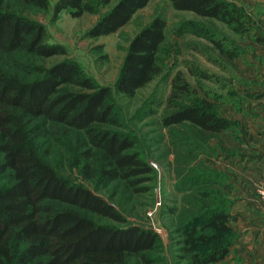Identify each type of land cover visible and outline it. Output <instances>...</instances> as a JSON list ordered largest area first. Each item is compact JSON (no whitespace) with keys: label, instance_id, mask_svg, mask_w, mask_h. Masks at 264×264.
<instances>
[{"label":"trees","instance_id":"trees-1","mask_svg":"<svg viewBox=\"0 0 264 264\" xmlns=\"http://www.w3.org/2000/svg\"><path fill=\"white\" fill-rule=\"evenodd\" d=\"M168 1L175 11L214 19L234 30L242 26L236 9L224 0ZM149 2L57 0L54 11L79 18L109 6L86 34L94 38L116 33ZM27 8L46 11L48 0H0V264H128L131 258L153 264L148 253L158 236L127 223L98 189L74 183L41 150L55 142L70 153L69 167L89 184L107 188L121 182L134 194L149 191L154 169L134 150L136 140L125 131L110 89L86 76L74 60L44 66L42 60L66 57V49L45 42L44 26L24 15ZM194 26L185 23L177 36L191 33L214 43L206 29ZM165 30L166 21L157 16L128 42L115 82L119 94L132 98L160 75ZM192 94L196 92L177 74L166 100L170 112L161 118L164 128L188 123L208 138L233 129L234 122L221 117L212 104L194 96L197 102L189 100ZM214 173L209 168L182 182L181 189L194 198L176 232L191 264H218L230 254V243L222 236L232 229Z\"/></svg>","mask_w":264,"mask_h":264},{"label":"rangeland","instance_id":"rangeland-1","mask_svg":"<svg viewBox=\"0 0 264 264\" xmlns=\"http://www.w3.org/2000/svg\"><path fill=\"white\" fill-rule=\"evenodd\" d=\"M224 1L241 17L242 26L236 30L214 19L175 11L168 0H150L116 33L94 38L86 34L109 6L99 7L97 14L73 18L65 11L56 14L57 0H48L46 11L27 8L24 12L30 20L44 26L46 43L66 49V57L53 56L42 60V64L48 67L66 58L74 60L86 76L99 86L108 87L125 131L136 140L134 150L154 172L152 181L147 184L149 191L134 194L121 182L101 188L83 181L76 169L69 167L70 153L66 154L55 142H49L41 149L43 154L47 153V162L74 183L92 191L98 189L97 193L114 206L127 223L151 229L159 239L155 249L148 253L155 260L153 264H191L190 254L179 244L182 236L176 232L180 221L190 211L187 208L189 201L194 198L190 190L181 189L182 182L191 174L206 172L209 168L218 175V199L226 203L227 223L232 229L229 235L222 236L230 243V254L218 264H264V211L240 221L232 214L236 205L231 193L227 192L231 185L229 177L222 171L220 136L208 138L198 134V130L188 123L171 128L161 124V118L170 112L166 100L171 81L177 74H181L196 92L189 100L197 102L193 96L204 99L223 118L230 109L227 107L234 105L238 111V101L245 99L239 96V87L251 90L253 86L264 84V0ZM157 16L166 21V38L159 54L161 73L134 97H124L115 90V82L128 42ZM187 22L195 23V29H206L214 43L191 33L177 36L176 32ZM214 44L233 58L225 56ZM66 138L72 146L71 136ZM171 209L176 212L174 215L170 213ZM128 264L143 263L131 258Z\"/></svg>","mask_w":264,"mask_h":264},{"label":"crops","instance_id":"crops-1","mask_svg":"<svg viewBox=\"0 0 264 264\" xmlns=\"http://www.w3.org/2000/svg\"><path fill=\"white\" fill-rule=\"evenodd\" d=\"M242 98L227 108L224 118L234 122L233 129L218 134L221 138L222 171L229 177L227 192L236 208L238 220L263 214L258 192L264 182V84L251 90L238 89ZM231 180V181H230Z\"/></svg>","mask_w":264,"mask_h":264},{"label":"built area","instance_id":"built-area-1","mask_svg":"<svg viewBox=\"0 0 264 264\" xmlns=\"http://www.w3.org/2000/svg\"><path fill=\"white\" fill-rule=\"evenodd\" d=\"M258 196H259L260 200L262 201V203L264 204V182H263L261 188L259 189Z\"/></svg>","mask_w":264,"mask_h":264}]
</instances>
